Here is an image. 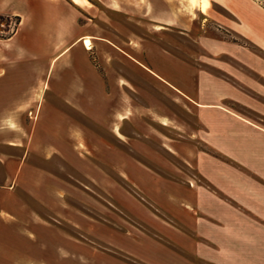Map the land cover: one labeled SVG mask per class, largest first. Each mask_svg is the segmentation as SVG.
Instances as JSON below:
<instances>
[{
    "label": "rangeland",
    "instance_id": "374dc122",
    "mask_svg": "<svg viewBox=\"0 0 264 264\" xmlns=\"http://www.w3.org/2000/svg\"><path fill=\"white\" fill-rule=\"evenodd\" d=\"M2 1V9L8 15L7 39L18 31L22 17L14 14L19 10V5H6L7 0ZM66 1L72 4L64 5L71 8L69 24L61 28L58 43L61 48L50 50V60L40 56L33 59L34 63L29 62L28 66L20 69L17 61L28 53L18 49L15 37L8 41L0 40V66L5 72L0 81L3 87L0 88V112L3 113L0 150L15 152L16 149L4 141L23 143V138H29L36 122L42 118L43 111L50 106L71 115L73 135L77 136L78 141L82 138L89 148L92 157L87 159L81 155L82 161L75 164L65 163L59 158H55L51 164L35 156L28 159L55 173L57 188H60L58 191L65 194L64 203L70 211L69 222L63 221L22 192L56 228L71 233V247L69 250H56V264H165L170 260L165 252L171 250L180 253L183 260L185 257L190 258V250L182 240L177 242L176 239V232L182 236L186 234L170 224L181 228L188 235L192 233V227L177 225V218L166 212L160 199L147 191L142 179L144 174L161 181L169 179L184 182L190 177L196 180L200 178L195 168L175 155L177 151L170 144L180 145L183 150L192 148L194 153L198 148H207L196 131L201 126L197 116L179 103L188 100L164 85L132 58H114V67L132 86H125L124 89L120 86V90L113 91L114 102L121 100L119 92L131 97V111L125 112L124 120L122 115L119 119L125 135L118 132L120 139L90 116L66 104L60 97V91L49 84L61 80L62 72L75 71L74 58L78 54L103 70L96 45L93 44V48L85 52L82 49L84 43L80 41L61 57H54L82 35L108 36L120 47H127L124 41L129 35L131 39H145L162 46L186 62L227 80L241 91L249 92L240 79L244 77L245 65L224 51L234 52L238 48L243 49L242 46L257 49L250 40L231 29L233 18L224 5L214 0H86V5H81L82 0ZM253 1L258 7L264 8V0ZM89 39H84L88 49L91 48ZM136 40L133 42L137 43L136 46L131 44V52L141 48ZM17 69L28 74L22 76L16 72ZM21 81H38L39 86L30 90L6 88L12 82ZM40 87L43 88L41 91ZM187 103L191 106L190 102ZM229 106L264 125V114L242 106L235 100H231ZM142 107L151 108L153 114ZM159 119L175 126H165ZM17 136L19 139L15 138ZM75 136H72V147L83 154L75 144ZM166 142L172 146L173 149H169L173 153L164 147L163 143ZM106 144L116 146L113 150L118 166L116 169L94 158L98 155L95 150L100 145L105 150L103 158H111V152L107 151L110 148ZM60 182L65 183V186ZM191 184L194 185L193 180ZM246 220L240 236V240L247 245V250L243 251L244 258L242 252L240 258V252L234 254L237 252L234 250L231 254L228 249H224L211 254L209 257L212 260L223 264L257 263L259 250L256 251V242L261 241L264 221L251 217ZM58 235L63 237V234ZM188 241L193 242L190 238H187ZM224 253L230 256L226 259ZM15 260L9 259V264H22ZM210 263L213 264L212 261Z\"/></svg>",
    "mask_w": 264,
    "mask_h": 264
},
{
    "label": "crops",
    "instance_id": "0c3cea01",
    "mask_svg": "<svg viewBox=\"0 0 264 264\" xmlns=\"http://www.w3.org/2000/svg\"><path fill=\"white\" fill-rule=\"evenodd\" d=\"M84 2L82 0L81 5H85ZM214 2L224 5L233 18L231 29L250 40L257 49L242 46L243 49L238 48L234 52L224 51L245 65L244 77L240 79L249 92L241 91L227 80L186 62L162 46L145 39L137 41L129 35L124 41L127 47H120L108 36H80L54 59L82 41L85 52L91 50L93 44L96 45L103 70L78 54L74 58V72L66 70L61 73V80L49 82L51 88L60 91V97L66 104L90 116L118 138V132L124 135L119 119L122 115L121 119L124 120L125 112L131 111V97L119 92L121 100L114 102L113 91L120 90V86L123 89L125 86H132L114 67V58H132L191 103L190 106L184 100L179 102L197 116L201 126L196 131L207 148H198L194 153L192 148L183 150L180 145L170 144L177 151L174 154L195 168L200 178L196 180L190 177L184 182L169 179L161 181L148 174H144L142 178L147 191L160 199L166 212L177 218V225H189L193 230L188 235L181 228L167 222L186 234L182 236L176 232V239L177 242L182 240L190 250L191 257L183 260L180 253L167 251L165 256H170V260L165 264H209L210 261L213 264H223L209 256L224 249H228L230 253L236 250L234 254L240 252L241 258V252L243 257V251L247 250L246 243L240 240L243 226L247 223L246 218L264 221V125L229 106V102L235 100L242 106L264 114V8L258 7L253 0ZM66 3L72 5L66 0L6 1V5H19V10L14 14L22 17L18 31L6 39L8 41L15 37L18 49L28 53L17 61L18 68L28 66L29 62L34 63L33 59L40 56L50 60L51 51L60 47V30L69 24L71 15V8L64 6ZM74 3L80 5L79 2ZM86 37L91 39L90 49L85 45ZM135 40L141 48L131 52V44ZM133 44L136 46L137 43ZM16 72L22 76L28 74L19 72V69ZM4 74V68L0 66V81ZM1 84L2 82L0 88L3 89ZM38 86V81H21L12 82L6 88L30 90ZM39 89L41 91L43 88ZM183 104H187L190 109ZM142 109L153 114L151 108ZM2 114L0 112V122ZM161 121L165 126L173 125L167 120L159 119L160 123ZM72 124L70 114L50 106L43 111L42 118L36 122L29 138H23V143L4 141L16 151L0 150V264H9V259H16V262L22 264H56V250L70 249L71 233L63 228H56L22 192L51 211L54 216L69 222L70 211L64 203L65 194L58 191L60 188H57L55 173L50 168L29 162L28 159L35 156L49 164L55 158L72 164L82 161L81 155L90 159L92 155L87 144L82 138L78 141L77 136L73 135ZM72 136H75V144L83 154L72 147ZM15 138L19 139L18 136ZM107 144L111 158H103L105 150L101 145L95 150L98 155L94 158L116 169L118 166L113 153L116 146ZM170 144L163 143L166 149H173ZM123 177L128 179L126 175ZM61 181L66 182L63 179ZM59 184L65 186V183ZM58 234H63V237ZM187 238L193 242H187ZM258 250L256 264H264V231L261 241L256 242V251ZM223 256L227 259L230 255L224 253Z\"/></svg>",
    "mask_w": 264,
    "mask_h": 264
},
{
    "label": "flooded vegetation",
    "instance_id": "af4514ba",
    "mask_svg": "<svg viewBox=\"0 0 264 264\" xmlns=\"http://www.w3.org/2000/svg\"><path fill=\"white\" fill-rule=\"evenodd\" d=\"M3 1L0 0V40L6 39L7 19L6 11L2 9ZM18 16V15H17Z\"/></svg>",
    "mask_w": 264,
    "mask_h": 264
},
{
    "label": "bare ground",
    "instance_id": "6f19581e",
    "mask_svg": "<svg viewBox=\"0 0 264 264\" xmlns=\"http://www.w3.org/2000/svg\"><path fill=\"white\" fill-rule=\"evenodd\" d=\"M77 1H79V0H77ZM84 4L86 5V0H85ZM183 105H184L186 108L190 109V108L187 106V104H183Z\"/></svg>",
    "mask_w": 264,
    "mask_h": 264
}]
</instances>
